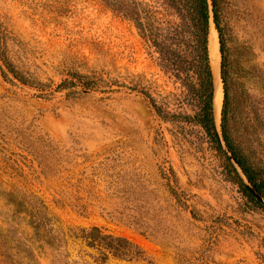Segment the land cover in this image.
Segmentation results:
<instances>
[{
    "label": "rangeland",
    "instance_id": "rangeland-1",
    "mask_svg": "<svg viewBox=\"0 0 264 264\" xmlns=\"http://www.w3.org/2000/svg\"><path fill=\"white\" fill-rule=\"evenodd\" d=\"M219 20L234 141L264 168V0ZM189 44L165 0H0V264H264V211L192 119ZM91 226L143 256L102 259Z\"/></svg>",
    "mask_w": 264,
    "mask_h": 264
},
{
    "label": "trees",
    "instance_id": "trees-1",
    "mask_svg": "<svg viewBox=\"0 0 264 264\" xmlns=\"http://www.w3.org/2000/svg\"><path fill=\"white\" fill-rule=\"evenodd\" d=\"M166 3L180 15L183 26L186 29V33L189 36V41L192 42V46L189 48V67L196 76L195 84L191 85L190 92L192 99L197 103V111L192 116V119L198 123L205 132L209 135L216 150L222 154L225 162V166L229 170L232 179L237 183L249 202L255 207H258L264 211V204L255 199V197L249 193L244 184L238 177L235 169L231 165L230 161L223 154L214 129L213 122V110H212V98H213V73L211 69V62H209L210 54L209 50V37H208V4L207 0H165ZM227 0H211L212 15L215 27L218 32L219 38V50L221 53L220 61V76L223 83V100L220 117V130L222 137L228 146L232 155L238 161L243 172L248 180L252 183L253 187L264 196V168L262 165L259 167L249 162L241 153L238 143L234 141L235 128L233 126V111L230 104L229 95V81L227 80L226 70V57L223 43V36L221 32V25L219 20V13L221 8L226 4ZM153 45L157 48L156 43ZM172 43H161L159 46L162 50V54L167 53L168 57L165 60L177 59L174 57V49H171ZM171 50V51H170ZM2 65L12 74V76L22 84H28L35 86L33 82L27 81L17 71H15L10 65H8L2 59ZM179 61L178 63H180ZM3 76L5 72L1 70ZM90 88L91 86L82 81L81 77L74 75L71 79L64 80L57 85V88H71V87ZM143 96L148 100L153 111L159 117L160 111L155 105L153 99L145 92ZM237 136V129H236ZM34 228L45 227V230L51 228L50 223H46L44 219H40L39 215L33 217ZM75 238H81L86 245L99 249L102 259L106 258V255L110 254L118 258H140L143 256V250L133 242L129 241L125 237L114 236L111 234H105L97 226H91L89 228H79Z\"/></svg>",
    "mask_w": 264,
    "mask_h": 264
},
{
    "label": "water",
    "instance_id": "water-1",
    "mask_svg": "<svg viewBox=\"0 0 264 264\" xmlns=\"http://www.w3.org/2000/svg\"><path fill=\"white\" fill-rule=\"evenodd\" d=\"M207 4H208V37H209L210 28H213L216 32L217 45H218L219 60H218L217 74H218V78H219L221 88H222V100H223V83H222L221 76H220L221 53L219 50V38H218L217 29H216L214 21H213L211 0H207ZM208 53H209V50H208ZM209 62H210V58H209ZM211 69H212V67H211ZM212 73H213V98H212L213 122H214L215 135H216L218 144H219L223 154L225 155V157L230 161L231 165L235 169L238 177L240 178L241 182L244 184L245 188L249 191L250 194H252L255 197V199H257L258 201H260L261 203L264 204V196L262 194H260L253 187L252 183L248 180V178L246 177L245 173L243 172L241 166L239 165L238 161L232 155V152L229 150L228 146L226 145V143L222 137L221 130H220V117H221L222 103H221L219 118L217 119L215 112H214L215 75H214L213 70H212Z\"/></svg>",
    "mask_w": 264,
    "mask_h": 264
},
{
    "label": "bare ground",
    "instance_id": "bare-ground-1",
    "mask_svg": "<svg viewBox=\"0 0 264 264\" xmlns=\"http://www.w3.org/2000/svg\"><path fill=\"white\" fill-rule=\"evenodd\" d=\"M209 54H210L212 66L214 67V70L212 69L215 75L214 112L216 118L218 119L221 103H222V88L217 74L218 71L217 38H216V32L213 28H210V33H209Z\"/></svg>",
    "mask_w": 264,
    "mask_h": 264
}]
</instances>
